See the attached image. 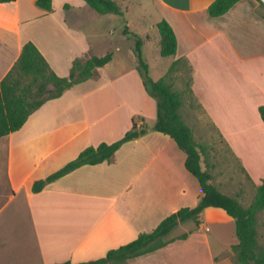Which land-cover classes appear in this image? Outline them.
<instances>
[{"label":"crops","instance_id":"0c3cea01","mask_svg":"<svg viewBox=\"0 0 264 264\" xmlns=\"http://www.w3.org/2000/svg\"><path fill=\"white\" fill-rule=\"evenodd\" d=\"M115 1L121 8L127 0ZM143 1L141 12H157V25L165 19L177 35V54L163 66L162 77L179 59L192 69L190 90L182 81L183 71L172 82L182 95L183 119L206 148L202 166L223 193L244 206L243 178L254 189L264 181V7L257 0H242L224 15L211 17L215 0ZM36 3L0 2V84L28 42L59 76H68L76 59L94 56V40L101 36L97 22L113 15L97 13L84 0H53L51 11ZM144 39L142 51L150 40ZM128 51L131 66L113 68L115 61L125 60L111 51L112 61L91 79L47 101L19 131L0 137V264H90L153 231L179 209L198 204L203 195L199 181L187 170L186 155L175 140L154 130L157 100L144 85L135 45ZM134 119L147 132L110 160L79 167L33 191L36 181L85 148L121 139ZM218 141L226 147L232 168L237 167L238 178L232 177L231 185L216 177ZM263 212L257 215L261 246ZM194 224L168 237L189 233L186 239L128 264H236L234 218L209 207L202 223Z\"/></svg>","mask_w":264,"mask_h":264},{"label":"trees","instance_id":"16d2710c","mask_svg":"<svg viewBox=\"0 0 264 264\" xmlns=\"http://www.w3.org/2000/svg\"><path fill=\"white\" fill-rule=\"evenodd\" d=\"M15 0H0L12 2ZM97 13L123 15L115 0H84ZM242 0H215L209 7L211 17H220ZM261 6H264L257 0ZM37 6L51 11L53 0H37ZM160 48L163 57L177 54L178 39L171 24L163 19L158 23ZM126 33L136 39L135 53L138 69L147 91L157 100V121L154 130L170 136L186 155V168L199 181L203 195L195 207H183L166 217L153 231L141 233L132 242L108 251L95 260L94 264H128L129 260L161 249L177 239H186L189 233L176 238H168L171 232L186 221L200 225L204 212L209 207L221 208L236 221L238 245L233 247L236 264H264V247L258 239L257 215L264 210V181L256 187L255 196L248 207L239 199L223 193L214 183L212 174L202 166L206 148L198 143L193 130L181 115L182 95L173 86L175 74L183 71L187 89L190 90L192 69L187 61H175L168 73L155 81L149 76V67L143 59L142 48L145 39L126 28ZM113 59V52L88 59H76L68 76H59L33 42L23 48L18 62L0 84V137L19 131L29 117L47 101L61 97L73 86L91 79L98 68L104 67ZM186 69V70H185ZM264 120V106L260 107ZM146 125L139 126L134 119L133 127L121 139L113 143H101L85 148L74 160L50 176L33 184V191L40 192L45 186L75 169L85 165H97L110 160L127 142L133 141L147 132ZM57 264H88L65 261Z\"/></svg>","mask_w":264,"mask_h":264},{"label":"rangeland","instance_id":"374dc122","mask_svg":"<svg viewBox=\"0 0 264 264\" xmlns=\"http://www.w3.org/2000/svg\"><path fill=\"white\" fill-rule=\"evenodd\" d=\"M145 5L143 0H127L121 8L123 10V15L113 14L111 20H101L97 22L96 34L101 33V36L96 37L94 40V56L103 55L105 53L114 51L115 54L120 53V58H123L122 63L118 60L113 64V68H121L122 64L131 66L134 60L129 56V47L136 44V39L133 35L126 33V28L128 27L130 32L138 34L142 38L149 37L150 40L144 46L143 59L147 62L149 67V76L155 81L162 78L164 71L163 66L171 63V56L163 57L161 55L160 44H157V37L160 38V33L157 25V12L151 11V14H143L141 8ZM264 7V6H261ZM101 17V16H100ZM160 40V39H159ZM136 46V45H135ZM121 50L120 51H118ZM137 57V56H136ZM135 58L136 59L138 58ZM122 61V60H121ZM186 70V69H185ZM71 72V71H70ZM182 81H184L182 79ZM214 135V133H213ZM216 138V137H215ZM216 148L214 149L215 157L218 166L216 167V177L227 179V185H231L232 177L235 178L237 167L234 164L233 168L231 165L230 156L227 154V149L219 141L214 142ZM213 151V149H212ZM236 178H238L236 176ZM258 185H256L257 187ZM255 189L251 187V183L248 178H243L242 191L243 194L242 203L244 206L250 205L253 196L256 193ZM261 215V214H260ZM264 219V212L262 213ZM194 224L192 220L183 224L173 230L171 236L176 234H181L187 229L191 228ZM261 241L263 242L262 247H264V232L261 234Z\"/></svg>","mask_w":264,"mask_h":264},{"label":"water","instance_id":"95a60500","mask_svg":"<svg viewBox=\"0 0 264 264\" xmlns=\"http://www.w3.org/2000/svg\"><path fill=\"white\" fill-rule=\"evenodd\" d=\"M261 3H263L264 4V0H259ZM90 264H94L93 262L92 263H90Z\"/></svg>","mask_w":264,"mask_h":264}]
</instances>
